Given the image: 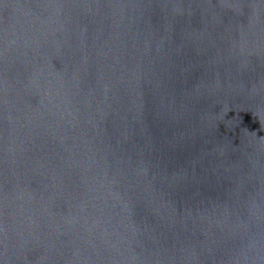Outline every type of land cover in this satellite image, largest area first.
Here are the masks:
<instances>
[{"label": "water", "instance_id": "95a60500", "mask_svg": "<svg viewBox=\"0 0 264 264\" xmlns=\"http://www.w3.org/2000/svg\"><path fill=\"white\" fill-rule=\"evenodd\" d=\"M0 264H264V0H0Z\"/></svg>", "mask_w": 264, "mask_h": 264}]
</instances>
